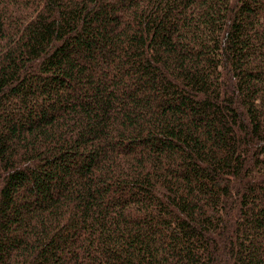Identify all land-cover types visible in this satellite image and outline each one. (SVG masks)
I'll return each instance as SVG.
<instances>
[{
  "label": "trees",
  "instance_id": "16d2710c",
  "mask_svg": "<svg viewBox=\"0 0 264 264\" xmlns=\"http://www.w3.org/2000/svg\"><path fill=\"white\" fill-rule=\"evenodd\" d=\"M0 264H264V0H0Z\"/></svg>",
  "mask_w": 264,
  "mask_h": 264
}]
</instances>
